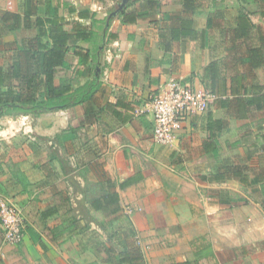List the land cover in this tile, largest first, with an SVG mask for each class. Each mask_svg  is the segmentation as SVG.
<instances>
[{
  "label": "crops",
  "instance_id": "0c3cea01",
  "mask_svg": "<svg viewBox=\"0 0 264 264\" xmlns=\"http://www.w3.org/2000/svg\"><path fill=\"white\" fill-rule=\"evenodd\" d=\"M53 22L55 84L94 89L0 116V196L26 220L18 244L0 224V264H264V0H0V89ZM171 76L217 99L165 145L134 110Z\"/></svg>",
  "mask_w": 264,
  "mask_h": 264
},
{
  "label": "trees",
  "instance_id": "16d2710c",
  "mask_svg": "<svg viewBox=\"0 0 264 264\" xmlns=\"http://www.w3.org/2000/svg\"><path fill=\"white\" fill-rule=\"evenodd\" d=\"M39 33L40 38L55 42L43 45L39 43V47L32 51L31 59L28 60L32 62L29 65L18 64L12 75L10 72L5 77L2 75V86L6 78L10 79L11 76L16 78L17 83L11 84L8 81L7 89H0V116L29 113L37 115L78 104L91 96L94 84L87 85L72 95L68 86H57L54 82L57 66H68L64 59L71 35L56 22L50 24L48 31Z\"/></svg>",
  "mask_w": 264,
  "mask_h": 264
},
{
  "label": "built area",
  "instance_id": "2783aa9c",
  "mask_svg": "<svg viewBox=\"0 0 264 264\" xmlns=\"http://www.w3.org/2000/svg\"><path fill=\"white\" fill-rule=\"evenodd\" d=\"M216 99L213 91L171 76L134 112L150 114L154 121V140L172 145L184 124L193 116L206 112ZM0 224L3 242L18 244L23 240L26 229L23 211L5 196H0Z\"/></svg>",
  "mask_w": 264,
  "mask_h": 264
}]
</instances>
